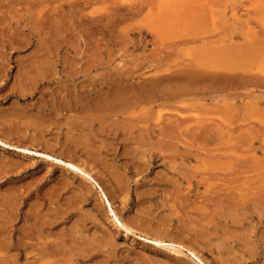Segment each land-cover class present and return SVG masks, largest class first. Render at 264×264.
I'll return each mask as SVG.
<instances>
[{
  "label": "rangeland",
  "instance_id": "obj_1",
  "mask_svg": "<svg viewBox=\"0 0 264 264\" xmlns=\"http://www.w3.org/2000/svg\"><path fill=\"white\" fill-rule=\"evenodd\" d=\"M163 4L0 0V264H264V85L193 75L264 76V0ZM118 89L174 114L143 138Z\"/></svg>",
  "mask_w": 264,
  "mask_h": 264
},
{
  "label": "bare ground",
  "instance_id": "obj_2",
  "mask_svg": "<svg viewBox=\"0 0 264 264\" xmlns=\"http://www.w3.org/2000/svg\"><path fill=\"white\" fill-rule=\"evenodd\" d=\"M160 1V3H162V5H164L163 3H165V4H172L174 1H176V0H159ZM166 6V5H165ZM259 36V35H258ZM260 41V40H259ZM262 41H263V39H262ZM257 42V41H256ZM255 43V42H254ZM260 43V42H259ZM259 43H257L258 44V46H264V42H263V44H260L259 45ZM256 44V45H257ZM256 48V47H255ZM263 48V47H262ZM166 59V58H165ZM163 62H165V61H163ZM157 67H159V66H157ZM155 68V67H154ZM184 69V68H183ZM213 69V70H212ZM200 70V71H199ZM198 70V72H200V73H198V74H193L194 75V77H195V75H196V77L199 79V80H201L202 78H204L205 80H209V82H211L213 79L215 80V79H217V78H219L221 81L224 79V80H243V84L245 83L246 85H249V84H254L255 85V83H256V85L258 84V86L260 87L262 84L264 85V76H262V78H255L253 75H243V76H239V75H237V74H233V72L234 71H236V70H234V69H232V68H226V67H221V66H219V68H211L210 70H206V71H208V72H204L205 70H203V69H199ZM180 70H177V72H179ZM181 71H183V70H181ZM186 71V70H185ZM191 71V70H190ZM176 72V71H175ZM193 72V71H192ZM197 72V71H196ZM195 71L193 72V73H196ZM204 72V73H203ZM247 72H249V71H247ZM188 73H190V72H188ZM181 74V73H180ZM165 75V74H164ZM168 75H170V74H168ZM167 75V76H168ZM187 77H185V78H192L191 77V75L189 76L188 74L186 75ZM236 76V77H235ZM237 77H240V79L239 78H237ZM175 78V77H174ZM177 78V77H176ZM154 79V78H153ZM161 79V78H160ZM159 79V80H160ZM183 79V78H182ZM195 79V78H194ZM261 79V80H260ZM145 80V79H144ZM167 80V79H166ZM203 80V79H202ZM154 81H155V79H154ZM172 81H174V79L172 80ZM175 81H177L176 79H175ZM191 81V80H190ZM167 82V81H166ZM180 82V81H179ZM187 82H188V79H187ZM148 83V82H147ZM160 83V82H159ZM163 83V82H162ZM168 83V82H167ZM195 83V82H194ZM179 84V83H178ZM261 84V85H260ZM156 85V84H155ZM160 85V84H159ZM174 85H175V83H174ZM193 85V84H192ZM153 86V85H152ZM157 86H158V83H157ZM156 86V87H157ZM162 86H164V87H166V85H162ZM177 86V85H176ZM185 86V85H184ZM251 87H252V85H250ZM138 87V86H137ZM136 87V88H137ZM154 87V86H153ZM171 87V86H170ZM175 87V86H174ZM179 87V86H178ZM182 87V86H181ZM205 87V86H204ZM208 87V86H207ZM249 87V86H248ZM177 88V87H176ZM185 88V87H184ZM213 88V87H212ZM243 88H244V85H243ZM117 89V88H116ZM115 89V90H116ZM123 89V88H122ZM131 89V88H130ZM161 89V88H160ZM162 89H163V87H162ZM164 89H167V88H164ZM189 89V88H188ZM205 89V88H204ZM215 89V88H214ZM245 89V88H244ZM127 90V89H126ZM123 91V90H117V91H115V92H113L114 90H112L111 92V94L109 95V96H107L108 98H107V100H106V103L104 104L102 101H101V103H103L104 105H102L100 102H98V101H96L95 99V107H94V110H93V112L96 114V112H98V113H103V114H107V115H110V117H111V115H112V117H114V116H116V115H118L119 117H121L120 118V120H128V121H130L131 123H133V121L135 120V121H138V123H139V125H140V122H141V125L142 124H144L143 126H141V129H140V131H139V129H138V132H140V133H142V132H144V133H142V135L143 134H145V132L146 133H150V130L153 128L154 129V125H155V127H156V129H160L159 128V126H160V122H162V118H163V116H164V113H165V111H166V109L168 110V111H174V110H172V109H170L169 107H171L172 108V106H170L169 105V107H167L166 106V108H165V105H168V104H166V103H164V101H163V98L161 97V98H159V99H156L155 100V104L157 103V106H159V107H157V106H155L154 108H156L157 107V110H156V113H155V116H156V120L154 119V125L152 126L151 125V127L149 128V126L147 125L148 123H150L151 124V122H149V120L150 119H148L149 117H145V115H146V111H144V109H146V106H145V108L144 109H142V110H139L137 113H139V112H141V114H139L141 117H139V118H137V116H136V110L139 108L140 109V107H141V105H147V103H148V101L147 102H143V100L145 99H143L142 98V94H141V97H138V95H140V94H138V92H137V94H134L135 92H133V95L129 92L128 93V91ZM141 90V89H140ZM146 90H148L147 88H146ZM170 90V89H169ZM174 90V89H173ZM183 90V89H182ZM123 91V92H122ZM131 91H133V90H131ZM152 91V90H151ZM156 91H158V90H156ZM185 91V90H184ZM124 92H126V93H124ZM140 92H142V90L140 91ZM139 92V93H140ZM144 92V91H143ZM146 92V91H145ZM144 92V93H145ZM163 94L165 93L163 90L161 91ZM160 92V93H161ZM168 92V91H167ZM179 92V91H178ZM178 92H177V94H178ZM195 92H198V91H195ZM207 92V91H206ZM109 93V92H108ZM152 93V92H151ZM154 93H155V90H154ZM160 93H158V94H160ZM162 93H161V96H162ZM158 94H156L155 93V95H158ZM97 95V94H96ZM150 95V94H149ZM169 95V94H168ZM179 95V94H178ZM188 95V94H187ZM71 96V95H70ZM174 96H176V95H174ZM197 96V95H196ZM230 96V95H229ZM85 97V96H84ZM150 97V96H149ZM153 97H154V95H153ZM155 97H157V96H155ZM182 97V96H181ZM198 97V96H197ZM207 97V96H206ZM140 98H142L141 100H140ZM148 98V97H147ZM165 98V97H164ZM169 98V97H168ZM151 99V98H150ZM165 99H167V98H165ZM71 100V99H70ZM69 100V101H70ZM93 99L91 100L92 101V103H93V101H94ZM153 100V99H152ZM152 100H150V102L152 101ZM53 101V100H52ZM170 101V100H169ZM59 102V101H58ZM81 102V101H80ZM80 102H78V103H80ZM149 102V103H150ZM153 102V101H152ZM151 102V103H152ZM78 103H77V105H78ZM89 103V102H88ZM87 103V104H88ZM150 103V104H151ZM175 103V102H174ZM52 104H53V102H52ZM55 104V103H54ZM61 104V103H60ZM74 105V104H73ZM85 105H86V102H85ZM93 105V104H92ZM148 106H150V105H148ZM154 106V105H153ZM77 107V106H76ZM81 107V106H80ZM88 107V106H87ZM151 107V106H150ZM90 107H88V109H89ZM93 108V107H92ZM142 108V107H141ZM159 108H161V109H159ZM164 109H165V111H164ZM178 110H179V108H178ZM84 111V110H83ZM88 111V110H87ZM96 111V112H95ZM163 111H164V113H163ZM168 111H166V112H168ZM92 112V111H91ZM92 112V113H93ZM142 112H144V113H142ZM159 112V113H158ZM91 113V114H92ZM158 113V114H157ZM173 113V112H172ZM175 115H173V122H172V124H173V128H172V133L174 134V135H179V129H180V125H181V123H183L182 121H184L183 119H182V117H181V114L180 113H178L177 111H175ZM90 114V113H89ZM90 114V115H91ZM148 114V113H147ZM157 114V115H156ZM166 114V113H165ZM174 114V113H173ZM18 115V114H17ZM87 115V114H86ZM114 115V116H113ZM166 115H168V114H166ZM92 116V115H91ZM135 116H136V118H135ZM144 116V117H143ZM172 116V115H171ZM94 117H95V115H94ZM104 117V116H103ZM109 117V118H110ZM111 117V118H112ZM165 117V116H164ZM85 118H87V116L85 117ZM96 118H98V117H96ZM95 118V119H96ZM151 118H153V117H151ZM89 120H90V117L88 118ZM114 120V119H113ZM117 120H119V119H117ZM90 121H93V120H90ZM88 122V123H91V122ZM164 121H165V119H164ZM111 122H112V120H111ZM110 122V123H111ZM122 122H124V121H122ZM119 123H121V122H119ZM135 123H137V122H135ZM138 123H137V125H138ZM152 123V124H153ZM125 124V123H124ZM111 125H112V123H111ZM115 125V124H114ZM136 124H134L133 125V127H136L135 126ZM138 125V126H139ZM165 125V124H164ZM122 126V125H121ZM137 126V127H138ZM172 126V125H171ZM140 127V126H139ZM138 127V128H139ZM206 127H207V125H206ZM122 128V127H121ZM128 127H123V130L124 129H127ZM162 128V127H161ZM152 129V130H153ZM250 130H251V128H249ZM127 130H129V129H127ZM151 130V131H152ZM205 130H206V128H205ZM210 130V129H209ZM212 130V129H211ZM210 130V131H211ZM235 130V129H234ZM250 130H247L248 132L250 131ZM122 131V130H121ZM124 131H126V130H124ZM130 131H131V129H130ZM129 131V132H130ZM160 131H162V130H160ZM221 130L219 129V132H220ZM165 132V131H164ZM181 132H182V130H181ZM205 132V131H204ZM161 133V132H160ZM208 133V132H207ZM224 133V132H223ZM136 134V133H135ZM165 134V133H164ZM203 134V133H202ZM131 135H133V134H131ZM141 135V136H142ZM147 134H145L144 136H142L143 138H145V136H146ZM174 135H172V136H174ZM198 135H200L201 136V134L198 132ZM141 136H138V137H141ZM161 136H162V134H161ZM176 136H174V137H176ZM141 137V138H142ZM178 137V136H177ZM206 137H207V135H206ZM212 137V136H211ZM141 138H139V139H141ZM142 138V139H143ZM147 138V137H146ZM131 139V138H130ZM136 139V138H135ZM178 139V138H177ZM145 140V139H144ZM175 140H176V138H175ZM215 140V139H214ZM249 140V139H248ZM136 141H138L137 139H136ZM135 141V142H136ZM142 141V140H141ZM146 141V140H145ZM181 141V140H180ZM163 142V141H162ZM140 143V142H139ZM144 143V142H143ZM206 143H207V141H206ZM2 144H4V143H2ZM146 144V143H145ZM176 144V143H175ZM144 145V144H143ZM147 145V144H146ZM162 145V144H161ZM160 145V146H161ZM163 146V145H162ZM176 146H174V148H175ZM144 149V148H143ZM176 149V148H175ZM174 149V150H175ZM19 151H21V152H27V150L26 149H19ZM142 153H145V152H142ZM163 153V152H162ZM176 153V152H175ZM180 153V152H179ZM179 153H177L178 155H179ZM165 156H166V154H165ZM183 156V155H182ZM154 157L155 158H157V160H164L165 159V157L164 156H162V155H154ZM154 158V159H155ZM58 162H60V160L58 161ZM63 165L66 167V168H69V169H72L74 172H80V173H82L83 174V176H84V178H86V179H88V181H90V182H94L93 180H92V178L88 175V174H84L83 173V171L81 170V169H79L78 167H76V166H74V165H72V164H70V163H64L63 162ZM207 176H209L208 174H206ZM212 176V175H211ZM216 176V175H215ZM89 177V178H88ZM210 177V176H209ZM209 177H208V179H209ZM211 178V177H210ZM207 179V180H208ZM204 180V179H203ZM207 180H205V181H207ZM214 180V179H213ZM92 184V183H91ZM94 185H96L97 186V184L94 182ZM229 185V184H228ZM217 187H219V186H217ZM228 188V187H227ZM232 188V187H231ZM197 189V188H196ZM214 190H215V188H213ZM253 189V188H252ZM256 189V188H255ZM223 190V189H222ZM226 190V189H225ZM213 191V190H212ZM230 191V190H229ZM244 191V190H243ZM242 190H240L239 189V194H241V192H243ZM262 191V190H261ZM260 191V192H261ZM247 192H249V191H247ZM212 193V192H211ZM223 194V193H222ZM228 194V193H227ZM226 194V195H227ZM259 194V193H258ZM229 195V194H228ZM258 196V195H257ZM187 197H188V195H187ZM203 197V196H202ZM204 197H207L206 195L204 196ZM203 197V198H204ZM209 197V196H208ZM241 198H239L238 197V200H241V199H245V198H243L242 196H240ZM245 197V196H244ZM186 198V197H185ZM184 198V199H185ZM219 199L221 198L220 197V195H219V197H218ZM224 198V197H223ZM222 198V199H223ZM230 198V197H229ZM232 198V197H231ZM256 198V197H255ZM212 199V198H211ZM217 199V198H216ZM227 199V198H226ZM233 200H234V198H232ZM213 200V199H212ZM237 200V201H238ZM248 200V199H247ZM247 200H245V202L247 201ZM213 201H215V200H213ZM232 201V200H231ZM230 201V202H231ZM235 201V200H234ZM259 201V200H258ZM226 202V201H225ZM239 202V201H238ZM241 202V201H240ZM245 202H243V205H244V203ZM218 203H221V202H218ZM237 203V202H236ZM242 203V202H241ZM238 204V203H237ZM257 204V203H256ZM220 205V204H219ZM219 205H217V206H219ZM226 205H228V204H226ZM225 205V206H226ZM234 205H236V204H234ZM239 205V204H238ZM237 206V205H236ZM227 207H229V206H227ZM238 208H239V206H238ZM253 209V208H252ZM254 210V209H253ZM255 210H256V208H255ZM177 211H178V209H177ZM258 215V214H257ZM259 216V215H258ZM204 217V216H203ZM237 218V217H236ZM199 219H202V218H199ZM235 219V218H234ZM238 221H239V219H238ZM115 223H116V225L118 226V227H120V228H122L125 232H126V234L127 235H129V234H131L132 233V231L130 230V228H128L126 225H124V224H122L116 217H115ZM237 223H239V222H237ZM37 227H40V226H37ZM263 230V229H262ZM263 231H261V233H262ZM27 233V232H26ZM31 234V233H30ZM263 235H264V233H262ZM26 235V234H25ZM37 235V234H36ZM39 235V234H38ZM37 235V236H38ZM259 235V234H258ZM257 235V236H258ZM30 237V236H29ZM29 237H27V238H29ZM31 238V237H30ZM38 239H40V237L38 238ZM257 240L259 239V238H256ZM151 242H153L154 244H156V245H159V246H162L161 245V241H157V240H150ZM252 241V240H251ZM264 243V242H263ZM45 244V243H44ZM252 244V243H251ZM253 244H254V242H253ZM46 245V244H45ZM245 245V244H244ZM246 245H248V243L246 244ZM255 245V244H254ZM253 245V246H254ZM249 246V245H248ZM244 247H247V246H244ZM249 247H251V245L249 246ZM264 248V247H263ZM45 249H47V248H45ZM249 250V251H248ZM247 251L248 252H250V253H253L252 252V250L251 249H248ZM43 251V250H42ZM41 253V252H40ZM50 253V252H49ZM247 253V252H246ZM263 253H264V250H263ZM194 255V254H193ZM253 257V256H252Z\"/></svg>",
  "mask_w": 264,
  "mask_h": 264
}]
</instances>
